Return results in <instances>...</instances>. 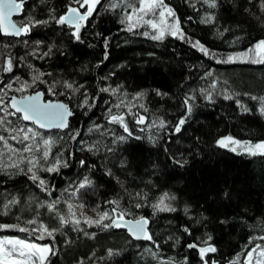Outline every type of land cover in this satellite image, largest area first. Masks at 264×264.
<instances>
[{
	"label": "trees",
	"instance_id": "trees-1",
	"mask_svg": "<svg viewBox=\"0 0 264 264\" xmlns=\"http://www.w3.org/2000/svg\"><path fill=\"white\" fill-rule=\"evenodd\" d=\"M70 2L26 0L23 14L16 21L50 20V13L58 17ZM110 2L101 0L104 6ZM164 2L179 19L185 39L166 35L156 41L141 34L147 29L123 31L120 19L124 7L112 11L104 6H98L97 12L85 22L82 42L71 36L67 26L57 25L52 20L47 25H37L27 36H0V69L8 55L14 58L12 72L0 70V88L8 83H12L14 89L25 81L31 83L36 70L51 74L42 77L48 84L37 82L27 92L5 89L8 95L4 103L13 95L41 91L45 99L61 101L70 107L74 113L69 118L70 130L80 131L75 141L70 139L69 130L44 133L57 141L52 149L53 157L62 153L61 159L67 163L58 173L38 172L48 182L50 195L41 192L28 178L26 164L20 166L25 169L23 172L14 168L0 171V211L8 200H18L8 215L0 214V224H18L31 229L35 225L26 221L36 218L38 211V221L59 227L55 214L49 213L46 207L37 209V204L59 198L61 202L56 209L65 217L68 216L67 203L74 205L77 218L81 219L79 230L74 231L75 226L69 223L60 228L54 238L35 241L53 247L56 255L50 257V264H204L198 249L188 245L195 243L204 247L203 241L209 236L212 239L208 243L217 249L206 256L209 264L213 260L217 264H230L238 253L243 261L250 238L255 237V243L264 244L258 239L264 236V156L237 155L216 144L226 136L253 142L264 140V116L258 111V101L250 99V96H264V64L217 63V59L243 52L264 39L260 0H251V3L249 0H218L216 9L208 8L202 0ZM208 13L214 14L213 22L201 23ZM196 41L214 53L215 58L193 47ZM49 47L51 53L44 56ZM209 72L211 76L206 75ZM54 81H59L55 96L47 90ZM64 81L84 87L73 95L62 86ZM213 81L217 87L210 89L213 95L210 103L200 89L209 88ZM106 87L119 88L116 96L125 99L126 104L136 105L132 112L146 116L149 123L157 118L168 122L165 129L152 130L156 134L154 144L148 140L150 133L141 132L142 126L136 125L132 116L126 119L133 137L117 144H112L111 134L101 136L98 131H89L99 124L103 126L100 131L114 129L116 135L127 137L118 125L107 123V109L118 101L108 92L100 91ZM225 90L233 99L223 98ZM60 92L65 95H59ZM85 92L90 103L95 98L91 110L79 106ZM157 92L166 95H157ZM137 93L143 96L133 100ZM189 94L196 96L193 111L187 116L182 131L172 134L173 126L186 114L183 100ZM237 100L250 111H241ZM140 104L148 111L140 108ZM118 111L127 109L113 108L114 113ZM9 119L15 121V117ZM135 136L142 139L137 140ZM93 143L96 147L86 150ZM108 148L113 151H107ZM173 157L180 160L182 166L175 163ZM81 160L85 161L83 166ZM108 170L111 175L107 174ZM85 176L92 181L91 186L80 189L77 196L72 197L70 193L77 191L78 183ZM138 192L147 193V201L137 197ZM165 192L175 197L169 203L176 211L153 215L150 205ZM110 200H119L121 208H129L136 216L149 219V230L159 250L150 241L133 240L124 228L105 230L83 222L81 211L84 216L97 219L98 211L111 210L113 205L106 203ZM80 203L85 205L83 209L75 207ZM135 203L144 206L136 209ZM0 236L35 239L29 232L14 229L0 231ZM146 248L157 252L155 259ZM109 249L113 252L111 256Z\"/></svg>",
	"mask_w": 264,
	"mask_h": 264
},
{
	"label": "snow or ice",
	"instance_id": "snow-or-ice-1",
	"mask_svg": "<svg viewBox=\"0 0 264 264\" xmlns=\"http://www.w3.org/2000/svg\"><path fill=\"white\" fill-rule=\"evenodd\" d=\"M249 2L251 3V0H249ZM25 3L26 0H0V36H11L16 38L27 36L37 25H47L50 20H52L57 25L67 26L71 29V36L76 41L82 42L81 30L86 26L85 22L97 12L98 6H104L101 0H71L66 6V11L58 17L50 13V20L26 19L20 22L14 21L12 19L13 15L23 14ZM202 3L210 9L219 7L218 0H202ZM104 7L112 11L119 10L121 7L128 9L126 14L120 19V23L124 25L123 31L138 32L142 28L147 29L141 34L156 41L163 40L166 35H171L178 39H185L179 19L164 0H111V2ZM259 9L261 13H264V0H260ZM245 11L247 12L249 9H245ZM256 18L258 20L260 19L259 16ZM213 20L214 14L208 13L206 17L201 20V23H212ZM23 43L27 44L28 41H23ZM36 43L39 45L40 41ZM107 45L108 42L107 39H105V48H107ZM192 46L204 53V55L215 58V54L206 49L199 41L194 42ZM5 47H9V45H5ZM51 51L52 49L49 47V51L45 52L43 55L48 56ZM105 59H107V52H105ZM13 60L14 58L8 55L3 61V68L0 70L12 72ZM20 60L23 61L24 57H20ZM238 61L264 64V39L255 42L243 52L229 54L224 59H217V63H234ZM29 67L32 66L29 65ZM45 75L51 74L36 70V74L32 76L31 83L25 81L20 84V87L15 89L12 83H8L5 84L3 88H0V113H3V115L0 116V130H2V133H7V135L0 133V171L14 168L23 172L25 169L20 166L26 164V174H30L28 178L36 183V186L41 192H48L50 195L48 182L42 179L38 175V172L44 171L49 174L58 173L61 167H67V163L61 159L62 153L56 154L53 157L52 149L57 141L51 135L45 136L44 133L51 132L53 129L59 130L60 132L69 130L70 139L75 141L80 135V131H71L69 124V117H72L74 113L65 103L43 101L42 97L44 93L41 91H35L34 94L24 95L19 99L13 95L10 97L7 104L4 103L5 97L8 95L5 89L15 92H27V90L33 87L37 82L40 84H48L46 80L42 79ZM206 75L211 76L212 73L209 72ZM19 79V77H16L17 81H19ZM58 83L59 81H54L48 85L47 90L50 95H57L56 87ZM62 86L73 95L84 87L83 84L74 86V82L68 81H64ZM216 87L217 84L213 81L209 88L200 89L204 99L210 103L213 102V95L210 89L214 90ZM100 91L108 92L116 97L118 102L112 104L107 109L106 120L108 124L118 125L122 128L123 132L127 134V137L124 135H116L114 129H104V131H100L103 126L99 124L93 125L89 131H98L101 136L111 134L114 137L112 144H117L118 142L125 141L128 137H133V132L129 128L126 116H132L135 124L142 126L140 127L141 132L147 130L150 133L148 140L153 144L156 142V134L152 133V130L156 129L157 132H159L160 129H165L167 127L168 122L162 118H157L149 123L146 116L138 112H132V108L136 107V105L131 102L126 104L125 99L116 96L119 92V88L106 87L101 88ZM59 95H65V93L60 92ZM157 95L166 94L157 92ZM121 96L126 97V94H121ZM142 96L143 93H137L132 99L139 100ZM84 97L85 98L79 106L81 108L88 107L89 110H91L95 105V98H93L90 103L87 92L84 93ZM223 98L225 100H230L233 99V95L225 90ZM195 99L196 96L192 94L185 96L183 107L186 109V114L173 126L172 134H178L182 131L183 125L187 122V116L193 111ZM250 99L258 101L260 105L258 111L264 116V96H250ZM236 103L241 111H250V109L239 100H237ZM139 107L144 109L145 112L148 111L143 104H140ZM113 108L127 109V111H118L114 113ZM9 109H11V111ZM9 117H15V121L9 119ZM62 138L63 137H61V139ZM134 138L137 140L142 139L140 136H135ZM10 141L14 143H10ZM81 143H84V141H81ZM216 144L218 147L226 148L237 155L247 154L249 156H264V140L253 142L251 140H237L232 136H226L218 139ZM16 145H20V147ZM95 147L96 143H93L92 145H88L86 150L92 151ZM107 151L111 152L113 149L108 148ZM165 151H167V149H165ZM5 158L8 161L7 163H5ZM173 160L175 163L181 164L182 166L180 160H177L175 157H173ZM80 163L83 166L85 161L81 160ZM183 163H186V161ZM107 174L111 175V171L108 170ZM91 184L92 181L88 176H85L83 180L78 183L77 191L71 192L70 195L76 197L80 189L90 187ZM67 191L68 189H65V192ZM136 196L141 200L147 201V193L138 192ZM174 199L175 197L167 192L161 194L156 202L150 205L153 209V215L158 212L176 211L169 203L170 200ZM60 202V199L57 198L51 202L42 201L37 204V209L46 207L49 213L55 214L59 227H49L44 222L38 221V211L36 218L26 221L27 224L35 225V227L31 229L20 227L18 224H0V231L14 229L20 232H29L30 235H34L35 237L34 240L8 236L0 237V264H50V257L56 255L53 247L48 244H39L35 241L44 240L45 238H54V234L69 223L75 226L73 228L74 231L79 230V225L81 223V219L77 218L76 212L74 211V205L70 202L67 203L68 216L65 217L64 215H60L56 209V205L60 204ZM17 203L18 200L16 198L8 200L3 204V210L0 211V214L8 215L12 206ZM106 203L113 205V207L110 211H98L97 219L86 217L81 211L80 216L83 218V222L88 224L89 227L97 226L105 230L111 228H124L134 240H145L156 244L149 230V219L147 217L136 216L132 213L131 209L121 208L119 200H110ZM143 206L144 205L141 203H135L134 205L136 209H140ZM75 207L83 209L85 205L80 203L75 205ZM98 208L99 206H97V209ZM127 216H131L132 218L125 219ZM17 219H19V217ZM105 221H107V223ZM185 231L187 232L188 229H185ZM85 235L89 234L85 233ZM91 236L94 237L95 233H92ZM211 239L212 237L209 236L206 241H203L205 244L204 247H199L195 243L188 245L189 248L198 249L200 259L204 261V264H209L206 256L209 253H215L217 251L214 245L208 243ZM255 239L257 238L252 237L249 239L248 245L246 246L248 250L244 253L243 261L240 260V254L238 253L237 258L231 261L230 264H264V244L255 243ZM258 239L264 241V236H260ZM156 248L159 250V244H156ZM145 251L151 252L153 258H156L157 252H152L150 248H146ZM108 254L109 256L113 255L111 249H109ZM211 264H217V262L213 260Z\"/></svg>",
	"mask_w": 264,
	"mask_h": 264
},
{
	"label": "water",
	"instance_id": "water-1",
	"mask_svg": "<svg viewBox=\"0 0 264 264\" xmlns=\"http://www.w3.org/2000/svg\"><path fill=\"white\" fill-rule=\"evenodd\" d=\"M19 15H13V17H12V19L14 20V21H16V18L18 17ZM26 95H30V94H26ZM18 99L20 98V97H22V96H16ZM42 100L43 101H52V102H61V101H57V100H50V99H45L44 98V95H43V97H42ZM63 103V102H62ZM11 110V109H10ZM70 118V117H69ZM53 130H56V129H53ZM126 230V229H125ZM126 232H127V230H126ZM127 234H128V232H127ZM129 235V234H128ZM130 236V235H129ZM131 237V236H130ZM132 238V237H131ZM133 239V238H132ZM134 240V239H133ZM136 241H140V240H136ZM195 249H197V248H195Z\"/></svg>",
	"mask_w": 264,
	"mask_h": 264
},
{
	"label": "rangeland",
	"instance_id": "rangeland-1",
	"mask_svg": "<svg viewBox=\"0 0 264 264\" xmlns=\"http://www.w3.org/2000/svg\"><path fill=\"white\" fill-rule=\"evenodd\" d=\"M127 11H128V9L124 8L122 14L125 15ZM225 149H226V148H225ZM227 150H228V149H227ZM245 155H247V154H245ZM247 156H249V155H247ZM0 237H4V236H0ZM8 237H14V236H8Z\"/></svg>",
	"mask_w": 264,
	"mask_h": 264
},
{
	"label": "bare ground",
	"instance_id": "bare-ground-1",
	"mask_svg": "<svg viewBox=\"0 0 264 264\" xmlns=\"http://www.w3.org/2000/svg\"><path fill=\"white\" fill-rule=\"evenodd\" d=\"M32 94H34V93L32 92Z\"/></svg>",
	"mask_w": 264,
	"mask_h": 264
},
{
	"label": "flooded vegetation",
	"instance_id": "flooded-vegetation-1",
	"mask_svg": "<svg viewBox=\"0 0 264 264\" xmlns=\"http://www.w3.org/2000/svg\"><path fill=\"white\" fill-rule=\"evenodd\" d=\"M83 11V10H82Z\"/></svg>",
	"mask_w": 264,
	"mask_h": 264
}]
</instances>
